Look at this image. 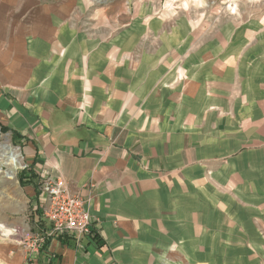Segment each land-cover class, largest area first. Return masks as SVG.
I'll use <instances>...</instances> for the list:
<instances>
[{"label":"crops","instance_id":"1","mask_svg":"<svg viewBox=\"0 0 264 264\" xmlns=\"http://www.w3.org/2000/svg\"><path fill=\"white\" fill-rule=\"evenodd\" d=\"M165 20L47 21L4 47L0 126L94 220L19 263L263 264L264 21L202 38ZM22 187L44 235L41 184Z\"/></svg>","mask_w":264,"mask_h":264},{"label":"rangeland","instance_id":"2","mask_svg":"<svg viewBox=\"0 0 264 264\" xmlns=\"http://www.w3.org/2000/svg\"><path fill=\"white\" fill-rule=\"evenodd\" d=\"M97 13L101 14V20H121V24L153 14L166 19L168 24L191 25L203 38L219 34L232 23L263 22L264 0H0V65L2 54L7 52L4 47L19 35L46 29L43 26L47 21L82 24ZM7 142L20 153L21 167L15 171L13 180L6 177L7 167L0 173V224L15 231L7 238L0 232V264H21L17 252L24 250L20 242L26 234L34 232L33 206L28 188L20 185V175L28 164L12 135L0 128V146Z\"/></svg>","mask_w":264,"mask_h":264},{"label":"built area","instance_id":"3","mask_svg":"<svg viewBox=\"0 0 264 264\" xmlns=\"http://www.w3.org/2000/svg\"><path fill=\"white\" fill-rule=\"evenodd\" d=\"M44 202L41 205L43 217L50 224L44 235L26 234L20 244H28L30 253L40 250L50 237L70 236L80 243L94 236V220L87 202L73 194L67 182L61 178H46L41 183Z\"/></svg>","mask_w":264,"mask_h":264},{"label":"bare ground","instance_id":"4","mask_svg":"<svg viewBox=\"0 0 264 264\" xmlns=\"http://www.w3.org/2000/svg\"><path fill=\"white\" fill-rule=\"evenodd\" d=\"M5 167L8 169L6 177L9 180L14 179L15 171L21 167L20 153L14 150L9 142L0 146V173L3 172ZM0 232L3 233V237L7 238L13 236L15 231L0 224Z\"/></svg>","mask_w":264,"mask_h":264},{"label":"trees","instance_id":"5","mask_svg":"<svg viewBox=\"0 0 264 264\" xmlns=\"http://www.w3.org/2000/svg\"><path fill=\"white\" fill-rule=\"evenodd\" d=\"M1 128V131L3 133H9V129L3 127V126H0ZM13 137L14 138H17L18 136L16 134H13ZM30 173V176H28V174ZM35 177V175L33 173H31V171H29L28 169H26L24 172L21 173L20 175V182H21V185L22 186H26V185H32L34 188H37V190L39 189L40 187V181H35V179H33ZM36 182V183H35ZM38 193V191H37Z\"/></svg>","mask_w":264,"mask_h":264}]
</instances>
